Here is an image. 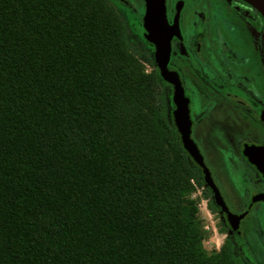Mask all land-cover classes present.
Masks as SVG:
<instances>
[{
	"label": "trees",
	"instance_id": "1",
	"mask_svg": "<svg viewBox=\"0 0 264 264\" xmlns=\"http://www.w3.org/2000/svg\"><path fill=\"white\" fill-rule=\"evenodd\" d=\"M145 66L106 0H0V264H232Z\"/></svg>",
	"mask_w": 264,
	"mask_h": 264
},
{
	"label": "flooded vegetation",
	"instance_id": "2",
	"mask_svg": "<svg viewBox=\"0 0 264 264\" xmlns=\"http://www.w3.org/2000/svg\"><path fill=\"white\" fill-rule=\"evenodd\" d=\"M125 23L142 29L154 95L183 148L209 212L226 235L232 264H264V16L244 0H163L169 33L168 72L187 100L190 138L204 170L184 150L175 125L174 85L144 39V0H106ZM217 193V194H216ZM220 250V251H221Z\"/></svg>",
	"mask_w": 264,
	"mask_h": 264
},
{
	"label": "water",
	"instance_id": "3",
	"mask_svg": "<svg viewBox=\"0 0 264 264\" xmlns=\"http://www.w3.org/2000/svg\"><path fill=\"white\" fill-rule=\"evenodd\" d=\"M255 7L264 16V0H244ZM145 13L143 16L144 39L156 45V63L160 69L161 77L174 85V102L176 111L174 113L175 125L180 134L181 143L196 165L204 170L205 181L214 187L208 170L202 157L190 138V122L188 118L187 100L177 77L168 72L166 64L169 57V33L165 20V9L163 0H144ZM217 194V193H216Z\"/></svg>",
	"mask_w": 264,
	"mask_h": 264
},
{
	"label": "clouds",
	"instance_id": "4",
	"mask_svg": "<svg viewBox=\"0 0 264 264\" xmlns=\"http://www.w3.org/2000/svg\"><path fill=\"white\" fill-rule=\"evenodd\" d=\"M145 74L147 75L149 73L145 71ZM189 183L193 185L194 191L189 194L188 198L191 200H197V198H200L198 207L202 213L203 219L206 221L203 225V231L209 233L206 239L201 240V247L209 252L213 249H215L216 252H219L226 239V235L219 232L218 228L214 225L212 216L207 208L208 201L203 198V190L197 187L194 180L190 179Z\"/></svg>",
	"mask_w": 264,
	"mask_h": 264
},
{
	"label": "rangeland",
	"instance_id": "5",
	"mask_svg": "<svg viewBox=\"0 0 264 264\" xmlns=\"http://www.w3.org/2000/svg\"><path fill=\"white\" fill-rule=\"evenodd\" d=\"M131 26H132V31L130 32V40L132 43H134L136 46L138 47H141V48H146V44L144 43L143 41V38H142V29H141V26L136 22V21H131ZM145 71H147L148 73L152 72L150 66H145ZM199 199L200 198H197V200H194L197 202V208H198V219H199V227H200V230H201V240L202 239H206L207 236L209 235V233H206L203 231V225L204 223L206 222L204 219H203V216H202V213L198 207V204H199ZM211 214V213H210ZM212 216V221L214 223V225L218 228L219 230V225H218V221H217V218L215 216ZM220 232V230H219ZM204 251L208 254V255H211V254H214L216 253L215 249H213L211 252L209 251H206L204 249Z\"/></svg>",
	"mask_w": 264,
	"mask_h": 264
}]
</instances>
